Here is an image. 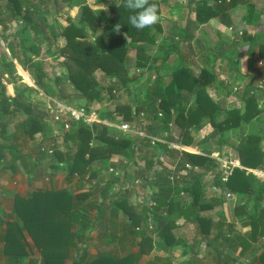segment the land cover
Returning a JSON list of instances; mask_svg holds the SVG:
<instances>
[{
  "label": "trees",
  "instance_id": "trees-1",
  "mask_svg": "<svg viewBox=\"0 0 264 264\" xmlns=\"http://www.w3.org/2000/svg\"><path fill=\"white\" fill-rule=\"evenodd\" d=\"M77 1L68 0L67 5H77L79 3ZM31 2L32 0H0V25L7 28L8 22L18 21L20 27L17 31L26 32L30 28L44 34L45 26L39 23L45 20L41 14L43 8L38 3H36L38 8H32ZM54 2L57 3L58 0ZM150 2L156 3L159 9V0H150ZM189 2L195 5L192 24L198 26L217 18L221 23L231 27L230 11L237 4L246 1L189 0ZM96 3L106 4L109 13L104 12L102 8H91L81 3L76 23L69 16L66 18L68 23L60 27L58 33L51 27L48 35L51 39L47 36L51 42H55L59 37L64 39V44L54 53L62 58L57 65L66 69L65 74L55 75L50 79L46 70L41 68L40 62H31V57L39 54V46L36 44L29 43L25 48L21 44L14 46L8 42L6 48L10 52V59L5 58L6 60L0 62V77L7 74L10 82L14 83L18 80L12 61L16 59L25 69L32 70L35 85L46 91L48 96L61 99L73 107H82L86 113H90L93 103L101 104L96 110L99 121L91 123L82 119L71 121L69 129L64 132V151L54 150L48 154L47 149L40 147L38 154L50 156L46 169L49 178L55 175L54 172L64 170L63 180L67 183L73 179L77 180L76 188L83 185L82 178L85 172L89 171L88 177H95L97 176L95 168L99 167V170L111 168L108 179L99 187L100 195L95 197L100 199V202L92 204V208L96 209L97 213L96 217L91 219V223L99 222L104 217V212H107L110 216L106 218L107 227L110 230L123 229L129 234L133 233L134 237H139L138 250L135 254H126L119 258L106 255L103 256V261L98 256L87 262L88 264H138L141 256L153 246L154 231L157 234L155 242L158 249L185 241L175 232V229L179 228L177 217L181 215L186 221L197 223L201 233L209 235L210 228H213L212 219L202 217L198 211L209 209L213 205L212 201H205L204 198L217 197V192H213L210 186L206 191V183H202L200 177V174L212 172L217 164H220L211 153L219 154L220 149L225 146L232 148L237 152L242 166V168L234 166L231 172H226L222 176L217 174L213 179V187L220 189L223 195L233 193L240 200L249 198L252 194L258 197L259 192L254 186H258L262 180L253 172H247L246 168L262 169L264 134L258 132L261 131L260 128L254 131L244 129L247 124H253L260 115L261 99H264V94L259 102V98L252 93L254 87L248 84V88L242 90L240 96H236L235 102L229 100L225 103L224 100H220L221 96L220 99H214L207 91L211 85L218 84V75L207 65L197 67L198 69L188 64H179L174 68L169 66L172 68L171 73L162 80L160 70L167 66L164 64L167 63L168 56L161 57L159 64H156L157 60L150 63L147 54V45L154 40L151 31L160 28V25L137 30L129 23V17L134 13L124 7V0H96ZM247 8L254 17L250 23L255 22L254 8L249 5ZM160 44L163 48L166 47V52L171 51L172 44L169 42L161 41ZM27 50L30 51L29 55ZM248 50L250 62L264 60V44L259 43L256 38H251ZM131 51H134V64L129 62L131 57L128 54ZM48 53L52 54L51 49ZM133 68L138 74H130ZM96 71H100L106 77L107 85H102L96 80L94 76ZM142 71L144 74L149 71L154 77L146 76L143 91H141L142 84L137 92H130L129 86L140 80L144 75ZM48 80L53 81L56 86L60 81L63 86L64 83L69 84L73 93H64L63 86L56 91L49 85ZM229 86L230 88L225 91L228 95L233 89L231 84ZM24 87L30 90L29 87ZM122 90H127L128 101L118 100L117 93ZM23 93L24 89L9 100L0 81V121H2L0 128H5L3 117L7 113L9 117H16V113L22 111L25 120L16 122L18 131L28 138L34 137L37 132L45 134L46 121L41 125L38 123L37 116L30 113L27 108L28 97L25 98ZM20 97L23 98L21 102ZM71 97L80 100L77 106L71 104ZM106 102H112L113 107L110 104L105 108ZM9 105L17 107L8 111ZM42 120L41 118V123ZM114 122L132 123V132L127 136L124 135ZM205 124L212 127L211 132L199 140L194 139L191 131L198 132ZM172 130H179L178 138L176 134L172 135ZM232 133H239L238 138L234 140L230 137ZM174 144L181 147L196 145L199 146L200 152L192 153ZM6 146L15 152L14 160L20 157L21 164L29 174L33 176L37 174L41 163L31 160L28 166L26 159L19 156V150L14 143L2 145L0 156L2 148ZM115 156L124 157L125 164L122 166L120 162H116L113 159ZM159 156H163L166 163L159 160L157 158ZM140 159L144 160L148 175L136 172L134 177L143 179V187L151 188V192L148 199H144L140 204H132L130 197L133 192L123 191L120 188L125 176L121 174L119 168L126 167L128 162L137 165ZM221 169L220 166L216 170ZM111 185H116L117 189L113 186L114 191L108 193L112 188L109 189ZM180 193L193 194L194 201L188 204L175 200L176 195ZM89 194L87 191L72 192L66 186L58 189L39 188L26 196H15L14 213L21 220L22 229L32 236L36 246L39 247L42 254L41 264H63L69 257L74 238L70 230L71 221L75 219L73 209L77 208L78 200L84 199ZM196 204H199L197 208ZM152 220L153 223L150 224ZM216 225L220 226L221 223L218 222ZM255 229L256 225L252 224L250 230L254 239L257 237ZM18 254L24 255V251L21 250ZM260 257L259 260L264 264L263 255ZM159 264L168 263L160 261Z\"/></svg>",
  "mask_w": 264,
  "mask_h": 264
},
{
  "label": "rangeland",
  "instance_id": "rangeland-1",
  "mask_svg": "<svg viewBox=\"0 0 264 264\" xmlns=\"http://www.w3.org/2000/svg\"><path fill=\"white\" fill-rule=\"evenodd\" d=\"M67 1L68 0H58V2H54V0H42L40 2H36L35 0H32L31 2V7L32 8H38V6H36V3L39 4V6H41L43 8V12L41 13L43 18H45L44 21H39V23L44 24V34L42 33H37L35 32V30L28 28L26 32H19L18 27H20V23L18 21H11L7 23V28H3L0 27V59L3 60V55L7 54L5 56H7V58L10 57V52L4 50V47L6 45V41L11 42L12 45L17 46L18 44L23 45L25 48H27L29 46V43H34L37 46H39V54H37L36 56H32V60L31 62H40L41 64V68L46 70V72L48 73V76L50 79H53V76L55 75H62L65 74L66 69H64L61 66L57 65V62L60 61L62 58L60 56H57L54 51H57L58 48L60 46H62L64 44V39H62V37H59L55 42H51L49 39H51L50 36V31H51V27H53L54 31H56L57 33L60 30V27L65 26L68 21H67V17L70 16L71 20L76 23L77 21V17L78 14L80 12V4L83 3V5H88L91 8H102L104 10V12L109 13V10L106 6V4L104 3H96V0H78L77 2H79L77 5H73V6H69L67 5ZM187 1L189 0H159V15H160V22H164L165 20V14H166V9L169 8H173L178 6H184L187 5ZM82 5V6H83ZM188 6V5H187ZM191 9H194V5L190 4ZM168 7V8H167ZM188 9V8H187ZM244 7H237L235 15L240 16L242 13H244ZM180 11H182L183 14H185V11L183 9H179ZM175 18V16H172ZM161 26V23H159ZM226 32H231V30L229 29H225ZM243 32V31H242ZM175 32H171V34H173ZM216 35L219 38V50H217L216 52L218 53V60L221 62L220 67L216 68L217 74L219 76L218 78V84L222 83L226 86H229L231 84V88L232 91L231 94H225L222 95L221 97L219 95L215 94V91L218 90L219 88H216V85H211L208 88V91L210 93V95L214 98V99H220V100H224L225 103H227V101H234L236 100V96H240L241 93L243 92L242 90H244L245 88H248V84L252 85L251 87H254V90H252L257 98H259V102L260 99L262 98V95L264 94V60L260 59L258 62L254 61L253 65V70L248 72L247 70V65H246V61H249V54L247 56V53L244 50H242L243 48L239 49L240 53H237L235 55H233L231 57V54H233L235 52V50H231L230 52L227 50V44L231 38V43L233 41V39H235V32L233 34V39L230 36V34H225L222 33L221 31H217L216 30ZM182 34V33H181ZM49 39H48V37ZM240 37H242V34L240 35ZM215 39V34H213V37H207V35H203L199 41L202 44V48L205 46V48H209L207 46V44H209V42L213 41ZM176 39L171 38L170 42L172 41L174 42ZM242 41V39H241ZM197 40H193L192 43H189L188 46L187 45H182V47H176L177 49H179L180 52H182L184 55H181V58L179 60V63L176 65H171L170 67L174 68L175 66L179 65V64H184V65H192L193 67H195L196 65H194V58L197 59V55L196 54H192L191 52L195 53V50L198 52H202V49L200 48V44L199 46H195ZM193 46L194 49L192 48ZM215 46V44H214ZM147 47L149 49H151L152 51L149 52L148 51V56L150 57V63L154 62L155 59H157L158 57H163V55H167L169 56L170 52H166V48L162 47V50H157L156 45L153 48L152 46L150 47V45H147ZM239 48V46H238ZM49 49H51L52 54L48 53ZM237 49V48H236ZM204 51V50H203ZM8 52V53H7ZM227 52H229L227 54ZM28 55L30 54V51L28 52ZM130 54H128L131 59L129 60V62H133V64L135 63V57L134 54L132 52H129ZM226 53V54H224ZM198 54V53H197ZM2 55V56H1ZM240 55L243 56V62L241 64V59H240ZM133 57V58H132ZM214 57V56H213ZM212 56H210L209 60V64L211 66H209L211 69H213L212 64H214V59ZM226 57V58H225ZM231 57V58H230ZM168 60L172 58L171 57H167ZM5 59V58H4ZM231 59V60H230ZM167 60V64L170 65V61ZM213 60V61H212ZM227 60L228 63L230 64V70L233 68L234 70H228L225 69L226 67V63L224 64L223 62ZM12 61L14 63H16V59H12ZM232 61H234V64L232 63ZM1 62V61H0ZM133 66V65H132ZM219 66V63H218ZM224 66V68H223ZM229 66V65H228ZM217 67V65L215 66ZM171 68V70H172ZM15 69H16V76H18L20 73L24 76V78L21 77V80H26L27 82H31L33 79L32 76V70H27L23 67L25 72L29 73V78L31 80H28V76L25 72H22L19 70V68L15 65ZM35 70V68H33ZM235 69H238L239 71H235ZM169 70V66H165L164 69L160 70V73L162 74L161 79L163 80V78H167L169 75V73H171ZM166 71V74H163L162 72ZM20 72V73H19ZM143 72V71H142ZM131 75H136L138 74V71L133 68L130 71ZM144 74V72H143ZM234 74L236 75H242V76H247V74H251L252 78H245V79H240L234 76ZM20 76V75H19ZM18 76V77H19ZM96 80L99 81L100 84L102 85H107L108 81L106 79V77H104V75L100 72V71H96L94 74ZM145 78L146 75L144 74L140 80L136 83H134L133 85L129 86L130 88V92H137L139 90V88L142 85L141 91L144 90V85L146 83L145 82ZM147 78H152V74L148 75L147 74ZM6 81V79H5ZM49 85H51L52 88L56 89V91L59 90L60 87L63 86V83H61V81L59 82V85L56 86L55 84H53L54 82L51 80H48ZM22 82V81H21ZM24 82V81H23ZM7 83V81H6ZM261 84V86H259ZM3 85V84H2ZM63 92L68 93V94H72L73 93V89L70 88L69 84L64 83L63 86ZM35 90V89H33ZM30 90L26 91V95L28 96L29 100L28 103L26 104L27 108H29L30 113H33L35 116H37L38 119V123L41 125L46 121L48 124H45L46 128H45V134H41L39 132L34 134V137L29 138L27 140H25L24 137H26V135H23L21 137H17L18 135L15 136V139H17L18 143L15 144L16 147L19 148V150L24 153H31V157L34 161H37L40 164L39 169H37V174L35 176L31 175V173L29 174L28 171H26L25 167L21 164L20 159H15L13 158V153H15L13 151L12 148H8L7 146L5 147V152H4V157L2 159H0V183L5 185V186H11V188H21L23 185V187L27 184L28 187L29 184H37L38 182H51L54 183L55 186H59L62 184L65 185V180H63L65 171L61 170V171H56L54 172L56 176H52L49 178V176H47V163L48 161H50V156L48 155L49 153H52L54 150H59V151H64L65 147L63 145L64 142V132H66L70 125L71 122L69 121L70 115L69 114H64L61 116V120H57L55 121L56 123H54V121H52L53 118V112L55 110V105L56 102L58 104H62V106L64 107L65 105L71 106L72 109V105L70 104H66L65 101L58 99L56 100L55 97H50L47 96V92H36ZM140 91V92H141ZM251 91V90H249ZM128 93L127 90L126 91H121L119 94V98L118 100L121 101H128L129 97L126 94ZM237 95H234V94ZM105 94V93H104ZM139 94V93H138ZM220 97V98H219ZM71 99V104H73L74 106H77V103L80 102V100H78L77 98H70ZM69 99V100H70ZM262 100V104H263V108H264V99ZM60 101V102H59ZM63 102V103H62ZM112 102H106L105 103V108H108V105H110ZM132 103V102H131ZM94 106V107H93ZM93 108L92 110H94L96 112V118H98V113H97V108L98 105L97 103H93ZM110 106L113 107V104H111ZM75 108V107H74ZM8 111H10L13 108H8ZM77 109V108H76ZM91 110V112H92ZM12 111V110H11ZM6 112V111H5ZM16 118H18L16 120L17 121H23L25 120V116L23 114H19L16 113ZM41 118L42 123H41ZM117 119L119 118L118 116L116 117ZM260 118V119H259ZM54 120V119H53ZM15 119L9 123L8 125V129H12V133L17 132L18 131V124H16ZM64 122H66L68 124V127H65L63 124ZM115 125L117 126H121V123H116L114 122ZM126 124H128V126L126 125L125 129L120 128V130L122 131V133H124V135H129L132 132V128L131 125L132 123L130 122H124ZM48 125V126H47ZM259 126V127H258ZM257 128H260L261 132L264 134V114L261 115L260 117L258 116L257 120L254 121L253 124H247L246 128L244 129L246 131V129H250V130H257ZM212 127L209 124H205V126L203 128H201L200 131L198 132H194L191 131V134L194 136V139L199 140L201 138H203L204 136L207 135V133L211 132ZM179 130H172V135L177 136L178 138V132ZM4 133L6 135V139L4 140L5 143H12L14 142V138L11 139V137H9L7 135V132H0ZM239 133H232L230 134V137H232L234 140L238 138ZM180 137V136H179ZM161 139V138H160ZM154 140V138L152 139ZM2 140H0L1 142ZM163 141V140H162ZM3 142V141H2ZM164 142V141H163ZM15 143V142H14ZM36 144H39L40 147L43 146L44 150L47 149L48 150V154L43 155L38 154V147L37 150L35 152H30L33 148L36 149ZM181 148H183L186 151L192 152V153H199L200 149L199 146L193 145V146H182ZM46 150V152H47ZM232 150V148H231ZM221 153L219 154H225V152L230 151L228 148L223 147L220 149ZM12 156H11V154ZM215 153V152H214ZM212 156H214L215 154L211 153ZM54 157V156H52ZM13 158V160H12ZM159 158V160L164 162V157L163 156H159L157 157ZM26 162L29 163L31 161V159L27 158L25 156ZM52 159V158H51ZM116 162H120L121 165L123 166L125 163V158L124 157H114L113 158ZM234 162V159H231ZM13 163L14 166L17 168L16 172H13L10 169H1V167H7V164ZM166 163V162H164ZM144 160H138L137 161V165L132 164V162H128L126 167H122L121 169L119 168V170L121 171V174L125 176L124 178V183L120 186L121 189L124 190H130L131 192H133V194L130 197V201L132 204H140L141 201H143L144 199H148L149 197V193L151 192V188L148 187H143L142 184V180L141 178L136 179L134 176L136 174V172H143L145 175H148L147 172L145 170V166H144ZM30 166V165H29ZM220 164H217V167L214 168V170L212 172H208L207 174H200L201 177V182L202 183H206L205 189L208 188L209 186L211 187L213 184V179L216 177L217 174H219L220 176H222L223 174L226 173V169H221V170H216L220 167ZM97 167V166H96ZM230 167V166H229ZM26 172L25 173L24 170ZM97 170V176L95 177H88V172L84 173V178H82L83 182L82 184L84 185L83 188L87 189L90 191V189H92V191L94 192L93 197L92 195H90V198H95L98 197V194L100 195L99 192V187L102 186L103 182H105L108 177H109V172L111 171V168H105V169H100L95 168ZM195 169V168H194ZM199 170V169H197ZM53 171V170H52ZM118 172V170H117ZM264 174V173H263ZM40 177V178H39ZM264 177V175H263ZM262 177V178H263ZM135 178V179H134ZM28 182V183H27ZM120 182V181H119ZM118 183V182H117ZM42 184V183H41ZM94 184V186H93ZM113 186L111 185L109 186L112 187L108 193H111V191L113 190ZM116 189V185L114 186ZM114 191V190H113ZM117 191V190H116ZM206 191H208V189H206ZM217 197L216 198H211L210 196H207L206 198H204L205 201H212L213 202V207L203 210L201 213L204 217H210L212 219V221L214 220V222L216 224H218V222L221 223V225H216L214 226V228H210V233L208 235V237L205 240H199L195 233V226L197 225V223H194L193 225L190 226L186 225V224H182V222H185V218L184 216H180L178 217V223H179V228L175 229L176 235L178 236L180 234V236L185 240L184 242H186V244L184 245L185 247H182L179 243L178 244H173L170 247H164L163 249L158 250L157 245L155 244V246L157 247L154 251H152L150 254L148 253V255H145L143 257L142 262H145L146 259L149 261H152V259L155 258H161L160 260L166 261L165 259L169 260V261H174L175 264H231V249L229 250L227 248V245L229 246V243L224 241V240H217L215 242L214 240V236L217 233V230L219 233H222L223 231H225L222 235L225 236L226 232L227 235L229 236L228 238H230V244H231V232L234 230L231 229V225L234 224V214L235 211H238L239 213L240 208H238L237 210L232 207L231 204V196H227V195H223L221 194L220 189H218L217 191ZM26 194V193H25ZM88 197V199H90ZM175 200H179L182 203H188L190 204L192 201H194V196L193 194H188V193H180L179 195H176ZM199 205V204H198ZM197 204L195 205V207L197 208L198 206ZM78 214V211L76 212V215ZM83 215V214H82ZM87 217L89 218L88 214ZM246 218V217H244ZM243 218V219H244ZM237 220V219H236ZM99 221V220H98ZM238 224L241 225V227L238 225L236 226V228L238 229V231L240 233H243L244 231L248 230V228H244V224H242V222H239ZM17 224V223H16ZM15 224V225H16ZM92 224H94L92 226ZM151 224V223H150ZM101 225L100 222H96V223H91L92 226V230H96L99 231V228L102 226H98ZM106 225V224H103ZM155 225V223H154ZM235 225V224H234ZM10 228L14 227V224H10L9 225ZM8 226V227H9ZM94 227H96V229H94ZM9 228V230H10ZM12 230V229H11ZM213 231V232H212ZM8 233V232H7ZM9 234H7L5 238H8ZM215 243V247L211 248V244ZM201 244V246L199 245ZM156 254V255H153ZM248 255V254H246ZM153 256H156L153 258ZM234 256H238L237 252H234ZM252 258V257H250ZM145 259V261H144ZM237 260L239 263L238 264H243L244 262H246L247 264H253L255 263V259H249L246 258L244 255L243 257H241V259L239 258V256L237 257ZM143 264V263H142ZM173 264V263H172Z\"/></svg>",
  "mask_w": 264,
  "mask_h": 264
},
{
  "label": "crops",
  "instance_id": "crops-1",
  "mask_svg": "<svg viewBox=\"0 0 264 264\" xmlns=\"http://www.w3.org/2000/svg\"><path fill=\"white\" fill-rule=\"evenodd\" d=\"M246 2L244 3H239L237 4L231 11H230V16L232 19V25L230 26H226L225 24L221 23L217 18H213L210 19L208 22L203 23L201 25H195L194 23L192 24V20H194V11L193 8L191 9L190 4L194 5L192 2L187 1V5L184 6H176L173 8H169L166 9V14H165V20L162 24V22H158L157 24L161 23L160 28L154 29L151 31L152 36L154 37L153 42L150 45V47L152 46L153 48L156 45V49L157 50H162L159 48V46H161V41H163L164 43L166 42H170V39L174 37V39H176L174 42L172 41L169 44H172L171 47V51L169 53L168 57H171V59H167L168 61H170V65H168L167 63L164 64L167 66H171V65H176L179 63V60L181 58V55H184L182 52L179 51L180 47H182V45H187L189 43H192V41L197 40L195 46H199L200 44V48L202 49V52H198L195 50L194 52H191L192 54H196L197 55V59L194 58V65H196V69L203 67L204 65H207L208 67L211 66L209 64V60L210 56H214V64H212L213 69L216 71V68L220 67L221 62L218 60V53L216 52L217 50H219V45L221 42H219V38L216 35V30L221 31L222 33L228 34L229 32H226L225 29H229L231 30V32L229 33L230 36L233 39V34L235 32V39H233L232 43L231 38L227 44V50L230 52L231 50H235V52L233 54H231V57L239 52V49L243 48L242 50L245 49L247 56H248V49L250 48V43H251V38L254 37L257 39V41L259 43H263L264 44V0H245ZM249 6H251L252 8H254L255 10V22L250 23V20H253V16L251 15V12L249 11V9L247 8ZM195 6V5H194ZM244 7V13H242L240 16L235 15L236 9L237 7ZM168 8V7H167ZM188 8V9H187ZM179 9H183L185 11V14L182 13V11H180ZM160 14V13H159ZM172 16H175L172 17ZM257 16V17H256ZM160 25V24H159ZM0 27H2L0 25ZM5 28V27H4ZM243 31V32H242ZM171 32H175L173 34H171ZM182 33V34H181ZM213 34H215V39L211 42H209V44H207V46L209 47L208 49L205 48V46L202 48V44L201 42L198 43L199 39L203 36V35H207V37L212 36ZM242 34V37H240V35ZM242 39V41H241ZM8 41H6V45H7ZM215 44V46H214ZM6 45L3 46L4 50L8 51L9 50L6 48ZM193 46L192 48L194 49ZM239 46V48H238ZM163 46H161L162 48ZM176 47H179V49H177ZM166 48V47H164ZM237 48V49H236ZM147 50L149 52H151L152 50L149 49L147 47ZM204 50V51H203ZM7 52V53H8ZM134 54V51H131ZM227 52V54L229 53ZM198 53V54H197ZM226 54V53H224ZM7 54L3 55V59L7 58V56H5ZM2 56V55H1ZM165 56V55H163ZM135 57V56H134ZM230 57V58H231ZM226 58V57H225ZM10 59V57L8 58ZM240 59H241V64L243 62V56L240 55ZM6 60V59H5ZM156 64H159V61H161V56L158 57ZM231 60V59H230ZM0 61L2 62V59H0ZM213 61V60H212ZM6 63V62H4ZM14 63V62H13ZM219 63V66H218ZM224 64L226 63V67L225 69L230 70L229 68L231 67L230 64H227L228 61L225 60L223 62ZM232 63L234 64V61H232ZM254 63V62H253ZM252 62H250V60L246 61V65H247V70L248 72L253 70V64ZM15 65L19 68L20 71L25 72L23 69V66H21L18 62L14 63V69H15ZM217 65V67H215ZM229 65V66H228ZM198 67V68H197ZM224 68V66H223ZM169 70H171V68L169 67ZM234 70V69H233ZM231 71V70H230ZM235 71H239L238 69H235ZM16 72V69H15ZM20 73V72H19ZM28 76V80H31L29 78V73L25 72ZM163 74H166V71L162 72ZM150 75L149 71L146 72V76ZM16 75V73H15ZM20 75V76H19ZM18 76V80L14 83L10 82L8 79L7 74H3L2 77H0V81H1V85L4 86V90H5V95L9 98H13L17 92L20 93V91L22 89H24V93L23 96L25 98H27L28 96L26 95V91L33 90L36 92H45L43 89H40L39 87H37L34 83V80H32L31 82H27L26 80H21V77L24 78V76L20 73ZM162 75V74H161ZM170 75V73L168 74ZM218 75V74H217ZM235 77L240 78V79H245L247 77L252 78L251 74H247V76H242V75H236L234 74ZM154 77V74L152 75V78ZM219 78V76H218ZM7 83H6V81ZM22 81V82H21ZM24 81V82H23ZM29 87V89H25V87ZM220 87V88H219ZM216 88H219L218 90L215 91L216 95L222 96L225 95V91L228 90L230 88V86H226L222 83H219L216 85ZM221 94V95H220ZM22 96V97H23ZM48 96V95H47ZM20 97L19 101H23V98ZM56 99V98H55ZM29 100V98H28ZM20 101V102H21ZM28 102H26L27 104ZM98 108L101 107L100 103H97ZM105 105V104H104ZM262 106V111L259 115V117L261 115L264 114V108L263 105ZM17 107L16 105H9L8 108H15ZM94 107V106H93ZM97 108V109H98ZM11 109V110H13ZM22 111H19V114L21 115ZM7 113V112H6ZM15 119V122L17 120L16 117L10 116L8 115V113L6 114V116L3 117V120L5 121V128L1 129L0 128V132H7V135L9 137H11V139L14 140V144H17L18 141L17 139H15V136L18 135L17 137H21L24 134L21 131H17L12 133V129H8V125L10 122H12ZM1 123L2 121H0V127H1ZM46 124H48L46 122ZM48 126V125H47ZM7 138L6 135L4 133L0 134V140L4 141ZM25 140L29 139L28 137H24ZM0 142V147L2 145H5L4 142ZM40 147L39 144H36V149L33 148L30 152H35L37 150V148ZM181 147V146H179ZM184 147V146H183ZM188 147V146H187ZM43 148V146H42ZM17 149L19 150V148L17 147ZM44 149V148H43ZM230 151L225 152V154H222V156H226L229 157L231 159H234L236 162H238L239 164V168L242 166L239 163V158L237 156V152L235 150H231V148H228ZM4 152H5V148H2L1 151V156L0 159H2L4 157ZM39 152V151H38ZM217 153V152H215ZM213 153V154H215ZM11 154V153H10ZM19 156H22L23 158H25V156L29 159H32L31 157V153H24L22 152V150H19ZM12 156V154H11ZM20 159V157H17ZM13 160V158H12ZM29 166V163H28ZM10 169L13 172L17 171V168L14 166L13 163L7 164V167H1V169ZM221 168L225 169L224 167L221 166ZM24 170V169H23ZM247 172H253V174H255L258 178H260V180H262V183H260L258 186H254L256 190H258V197H255V194H252L249 198L245 197L243 199L240 200V198H237V196L233 193H229L226 194L227 196H231V204L234 208L237 210L238 208H240V213L238 211H235L234 214V218H235V222L232 225V229L234 228V230L231 232V246H230V238H228L229 236L227 235L226 232L225 236H223L222 234L225 232L223 231L222 233H220V235L218 236V230L216 235L214 236V240L215 242L217 240H224L226 242L229 243V246L227 245V248L230 250L231 249V264H238L239 262L237 260H233V259H237V257L239 256V258L241 259V257H243V255L246 258L249 259H255V263L253 264H263V262L261 260H259L263 255L264 257V177H263V173H264V164L262 169H251V168H246ZM25 172V170H24ZM23 174H26L23 173ZM56 176V175H54ZM263 177V178H262ZM53 179V177H52ZM28 183V182H27ZM42 183V184H41ZM38 182L37 184H29L30 187H28V185L26 184L24 187L23 185H21V188H11V186H5L3 184L0 183V264H41L40 262H42V254L40 252L39 247L36 246L32 236L27 233L24 229H22L21 227V220L15 215L14 213V206H15V196L19 197H23L26 196L28 193L32 192L33 190L36 189H58V188H63V187H68L70 188V190L72 192L78 193V192H82V191H87L90 194L88 196H86L84 199L82 200H78V203H76L77 208L73 209L74 213H75V219H73L71 221V233H73V241H72V247L70 250V255L68 258L65 259V261L63 262V264H88L87 261H90L92 259L97 258L98 256H100V258L102 259L103 256L106 255H112L116 258L122 257L126 254H135L137 252V241L139 240V237H134L133 233H128L126 231H124L123 229H115V230H110L107 227V220L106 218H110V216L108 215L107 212H104V217L102 219H100V224L102 225H98L101 226L99 228V231L96 230H92V226H91V219L93 220L96 217V209L92 208V204L93 202H100V199H95V198H90V195H92L94 192L92 191V189L87 190L84 187V185H82L80 188H76V184L78 183L77 180L73 179L70 183H67L65 181V185L62 184L59 186H55L54 183L49 182ZM104 184V182L102 183ZM258 187V188H257ZM211 190L213 192H216L218 190V188L215 187H210ZM26 193V194H25ZM222 194V193H221ZM88 197L90 199H88ZM248 199V200H247ZM21 201V200H20ZM22 202V201H21ZM150 201H148L149 203ZM246 202V203H244ZM213 207V205H212ZM78 211V214L76 215V212ZM202 210L198 211L199 215H201L202 217H204L202 215ZM88 214L89 218L87 217ZM83 214V215H82ZM246 217V218H244ZM178 218V217H177ZM244 218V219H243ZM88 219V221H87ZM119 219V218H118ZM179 219V218H178ZM178 219H177V224L178 223ZM242 222V224H244V228H248V230L244 231L243 233H240L238 231V229L236 228V226H238V221ZM98 222V223H99ZM254 222V223H252ZM17 223V224H16ZM153 223V220L151 222V224ZM195 222L192 221H186L183 224L186 225H193ZM217 223V222H216ZM214 220L212 221V226L214 228L215 224ZM14 224V227L10 228L9 225ZM16 224V225H15ZM106 224V225H103ZM252 224L256 225V232L255 234L257 235L256 239H254L252 237V231L250 230L252 227ZM9 226V227H8ZM152 226V225H151ZM180 226V225H179ZM241 227V225H239ZM10 228V230H9ZM12 229V230H11ZM94 229H96V227H94ZM195 235L199 240H205L208 235H205L203 233H201L199 231V228L197 227V225L195 226ZM211 231V230H210ZM209 231V233H210ZM8 232V233H7ZM213 232V231H212ZM9 234L8 238L4 237ZM180 235V234H179ZM157 237L156 231L153 232V238H154V242H153V246L151 247V249L146 252L143 256H141L140 260L138 261V264H147L149 262H153V264H159L161 258H155L152 259V261H149L146 259H144L145 262H142L143 257L145 255H148V253L150 254L152 251H154L157 247L155 246L156 242L155 239ZM178 244V243H175ZM182 247H185L184 245L186 244V242L183 243H179ZM157 245V244H156ZM201 246V244H199ZM211 248L215 247V243L211 244ZM7 250V251H6ZM21 250L24 251V255H17V253H20ZM159 250V249H158ZM234 252H237L238 256H234ZM248 254V255H246ZM156 255V254H153ZM81 256V257H80ZM156 256H153V258ZM252 257V258H250ZM79 258V259H78ZM166 262L168 264H175L174 261H169L167 259H165ZM103 261V259H102ZM243 264H247L246 262H244Z\"/></svg>",
  "mask_w": 264,
  "mask_h": 264
},
{
  "label": "clouds",
  "instance_id": "clouds-1",
  "mask_svg": "<svg viewBox=\"0 0 264 264\" xmlns=\"http://www.w3.org/2000/svg\"><path fill=\"white\" fill-rule=\"evenodd\" d=\"M124 7L134 13L130 15L129 23L137 30L152 28L160 20L158 5L150 0H124Z\"/></svg>",
  "mask_w": 264,
  "mask_h": 264
},
{
  "label": "built area",
  "instance_id": "built-area-1",
  "mask_svg": "<svg viewBox=\"0 0 264 264\" xmlns=\"http://www.w3.org/2000/svg\"><path fill=\"white\" fill-rule=\"evenodd\" d=\"M259 86H261V84ZM56 100H58V99H56ZM52 114H53L52 121H54V123H56L55 121H57V120H61V116L64 115V114H69L70 115V118H69L70 122L73 121V120L78 121L80 119H82L83 121H85L87 123H91L93 121H99V119L96 118V112L94 110H92V112L90 110V113H86L84 108H82V107H75V108L72 107V109H71V106L65 105L63 107L62 104H58L57 102H56V105H55V110H54V112ZM121 124H122L121 126L120 125L119 126L116 125V126L119 129L120 128L125 129L126 125L128 126V124H126L124 122H122ZM63 125L65 127H68V124L66 122H64ZM159 140H161V139H159ZM213 158H215V160L218 163H220V165L222 167H224L226 169L227 173L232 171V167L238 165V162H236L235 160L233 162L231 160V158L226 157V156H222L221 154H218V153H215Z\"/></svg>",
  "mask_w": 264,
  "mask_h": 264
}]
</instances>
